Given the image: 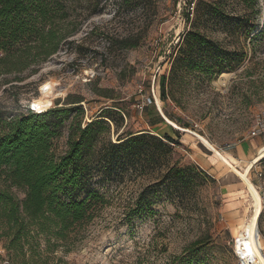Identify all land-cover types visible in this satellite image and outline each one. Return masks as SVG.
Returning <instances> with one entry per match:
<instances>
[{"label": "rangeland", "instance_id": "rangeland-1", "mask_svg": "<svg viewBox=\"0 0 264 264\" xmlns=\"http://www.w3.org/2000/svg\"><path fill=\"white\" fill-rule=\"evenodd\" d=\"M55 1L61 4L59 14L66 15L61 25L65 38L43 62L0 76V111L7 121L28 110L78 106L51 142L56 156L66 151L72 124L84 126L100 116L109 121L87 158L85 183L105 203L94 209L90 222L77 225L63 240L35 231L20 244L10 245L0 237V264H240L238 233L251 215L244 183L195 136L168 125L156 105L159 77L169 76V56L190 28L186 15L199 0H136L127 5L121 0ZM258 3L259 9L251 12L239 0H223L224 23L199 26L223 50L247 56L238 69L210 80L178 73L168 81L167 97L161 102L166 118L178 127L189 126L240 169L264 153V33H259L264 0ZM139 104L148 108L140 111ZM5 131L1 125L0 134ZM142 131L179 143L169 164L198 168L190 171L189 187L160 184L159 164L154 162L133 168L103 159L104 143H117L122 133L124 137ZM249 147L255 154L250 161L240 152ZM249 180L261 198L256 233L264 256L260 160L252 166ZM11 192L23 200L22 190ZM66 194L63 199L85 196ZM137 202L143 210L127 216Z\"/></svg>", "mask_w": 264, "mask_h": 264}, {"label": "trees", "instance_id": "trees-1", "mask_svg": "<svg viewBox=\"0 0 264 264\" xmlns=\"http://www.w3.org/2000/svg\"><path fill=\"white\" fill-rule=\"evenodd\" d=\"M130 1L136 0H121V4L127 5ZM239 1L251 12L259 9L258 0ZM222 2L199 0L193 12L186 15L190 28L179 38L175 52L169 56V76H160L158 80L161 102L166 100L168 81L175 79L178 73L199 74L210 80L221 72L235 71L246 59L244 53L223 50L219 42L199 30V26L207 29L212 21L224 23ZM60 7V2L55 0H0V76L22 72L32 63L43 62L57 52L65 38L61 25L66 15L59 14ZM238 24L236 28L241 27ZM259 33H264V27ZM256 37L253 36L250 43ZM40 57L41 60H37ZM150 102L153 104L151 98ZM147 108L145 106L143 112ZM77 111L78 106L37 111L40 113L28 110L7 121L0 111V126L6 129L0 134V183L3 185L0 186V237L10 245L27 240L32 231L63 240L77 225L90 222L94 209L104 205V197L98 191L85 188L86 163L100 136L108 129L109 121L105 122L100 116L84 126L79 122L72 124L66 151L56 156L51 150V142L57 137L61 124ZM122 135L118 136L117 143L103 144V159L107 163L123 161L135 168L154 162L159 164L160 184L189 187L190 171L198 168L180 166L179 162L169 164L178 142L167 135L160 138L144 131ZM260 163L264 165V158ZM12 188L22 190L23 200L16 198ZM68 191L84 192L85 196L63 199ZM142 210V203L137 202L127 216L137 215Z\"/></svg>", "mask_w": 264, "mask_h": 264}, {"label": "bare ground", "instance_id": "bare-ground-1", "mask_svg": "<svg viewBox=\"0 0 264 264\" xmlns=\"http://www.w3.org/2000/svg\"><path fill=\"white\" fill-rule=\"evenodd\" d=\"M156 105L167 124L171 127L180 130L181 132L190 133L199 140V142L210 152H212L216 159L221 162L224 166H226L230 171H232L235 175L239 177V179L244 183L246 191L249 196V206L251 209V215L245 220L242 230L238 233L236 249L237 253L240 256L241 260L249 264L248 260L250 259L252 264H260L254 260H257L255 257L258 253H260L259 243L257 239V218L261 212V198L258 190L254 187V185L249 180V172L251 167L264 158V153L260 154L254 161L249 163L243 168H238V166H234L230 159L222 155L217 149L214 148L212 144H210L205 138L202 136L189 131L188 129H184L178 127L174 122L170 121L162 112L161 101L156 97ZM261 255V253H260ZM261 263L264 264L263 255L260 256Z\"/></svg>", "mask_w": 264, "mask_h": 264}, {"label": "built area", "instance_id": "built-area-1", "mask_svg": "<svg viewBox=\"0 0 264 264\" xmlns=\"http://www.w3.org/2000/svg\"><path fill=\"white\" fill-rule=\"evenodd\" d=\"M148 103L149 104H151V102H150V98L148 99ZM145 106H147L146 104H139L138 106H137V108L141 111V110H143V108L145 107ZM32 111V110H31ZM37 113V112H36ZM260 253H261V251H260ZM260 253H258L257 254V256L255 257L257 260H254V261H256L257 263H260V264H262L261 262V259H260V256L262 255V253H261V255H260ZM264 257V256H263ZM238 258H239V256H238ZM239 261H240V264H247L246 262H244L243 260H241L240 258H239ZM248 262H249V264H252V262H251V260L249 259L248 260Z\"/></svg>", "mask_w": 264, "mask_h": 264}, {"label": "crops", "instance_id": "crops-1", "mask_svg": "<svg viewBox=\"0 0 264 264\" xmlns=\"http://www.w3.org/2000/svg\"><path fill=\"white\" fill-rule=\"evenodd\" d=\"M158 123H159V121H158ZM156 125H157V123H156ZM250 148V147H249ZM249 148H248V150H246V148H242V150H240V152H242V155H244V158H246V160H251V159H253L254 158V156H255V154L253 153V150H251V148H250V150H249ZM252 168V167H251ZM251 170V169H250ZM207 173V172H206ZM209 175V174H208Z\"/></svg>", "mask_w": 264, "mask_h": 264}, {"label": "water", "instance_id": "water-1", "mask_svg": "<svg viewBox=\"0 0 264 264\" xmlns=\"http://www.w3.org/2000/svg\"><path fill=\"white\" fill-rule=\"evenodd\" d=\"M263 159V158H262Z\"/></svg>", "mask_w": 264, "mask_h": 264}]
</instances>
